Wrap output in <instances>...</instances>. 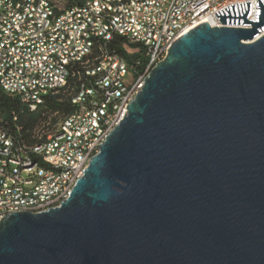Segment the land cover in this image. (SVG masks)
<instances>
[{"label": "water", "instance_id": "obj_1", "mask_svg": "<svg viewBox=\"0 0 264 264\" xmlns=\"http://www.w3.org/2000/svg\"><path fill=\"white\" fill-rule=\"evenodd\" d=\"M149 71L59 206L0 219V264H264V0Z\"/></svg>", "mask_w": 264, "mask_h": 264}, {"label": "built area", "instance_id": "obj_2", "mask_svg": "<svg viewBox=\"0 0 264 264\" xmlns=\"http://www.w3.org/2000/svg\"><path fill=\"white\" fill-rule=\"evenodd\" d=\"M4 2L0 0V35H8V42L1 43L0 85H23V102L34 110L36 106L32 104L30 85L24 84L23 74L40 69V76L38 80H33V85L41 87L44 78H52L58 83L60 63L70 66L75 59L84 58L86 49H91L90 43L85 42L86 32H82V24L76 23V17L72 16V8L93 10L94 14H98V23L93 25H100L102 9L113 7H108L106 0H93V5H79V0H71L69 8H60V0H28L19 3L20 6H27L26 14L6 20ZM242 2L250 3L246 19L255 21L256 0H136L131 24L125 25L126 34H120V37L128 36L129 43L144 49L147 58L144 69L135 74L127 62H119L117 53L104 61L101 69L103 81L107 76H114L113 89L99 90L100 82L90 83L86 93L75 100L74 117L66 115L59 124V131L50 136L39 178H22V171L10 172L3 168V163L0 164V219L10 208L41 212L59 206L67 198V191L75 184L77 176L83 175L90 157L100 145L104 131L112 130L121 113H127V102L134 98L136 88L142 86L148 69L156 65L160 54H167L173 41L202 22H210L212 27H249L246 24H222L215 14L226 6ZM48 5H57V15L48 13ZM40 15H48L47 25H37ZM110 21L111 27L115 26L118 16ZM143 21H150L156 26V36H149L146 30H142ZM67 40H77V47L67 50ZM106 41H110V36ZM65 51H77V58H65ZM49 53H56L55 70L47 68ZM108 63H116L114 72H107ZM115 89H123L122 99H112ZM103 107H110L109 117H102ZM58 134H68V142L63 146H55ZM1 139V155L9 156V161L14 164H22V170L25 161L36 160V156L27 155V145L17 144L16 152H9V143L15 141L14 138ZM64 178H71L70 188H63ZM27 191H35L32 201H37L40 196H48L50 205H37L36 210H24L22 201ZM53 192H61V199L53 200Z\"/></svg>", "mask_w": 264, "mask_h": 264}, {"label": "bare ground", "instance_id": "obj_3", "mask_svg": "<svg viewBox=\"0 0 264 264\" xmlns=\"http://www.w3.org/2000/svg\"><path fill=\"white\" fill-rule=\"evenodd\" d=\"M20 1H28V0H5L4 2V17L6 20H14V18L24 15L27 13V6H20ZM71 0H60V8H69ZM106 4L108 7H113V9H102V15H99V23L100 25H93V23H98V14H94L93 10H85L81 9V7H73L72 8V16L76 17V23L82 24V32L85 33V42L90 43V48H93V45L96 41H106L110 36V39L120 34H126V26L131 24L132 20V11L136 10V0H106ZM79 5H93V0H79ZM48 13L50 15H57V5H48ZM118 16V22L115 23V26L111 27L110 19L116 18ZM203 23V22H202ZM210 26L211 23L207 22ZM48 24V15H40L37 18V25H47ZM93 25V27H92ZM142 30H146L149 33V36L157 35V28L154 24H151L150 21H143ZM264 33V29H262L258 36ZM129 40L128 36H121ZM8 42V35H0V49L1 43ZM77 47V40H67V50H74ZM91 49H86V53H84V58L75 59L74 63H79L91 52ZM103 53V52H102ZM166 54H160V62ZM114 57V54L104 53L100 56L97 63L94 67L91 65V69L86 73L91 76H96L93 83H99V90H112L114 84V76H107V78L103 81V72L101 69L104 67V61L109 60ZM65 58H77V51H65ZM119 62H125V60L119 56ZM73 63V64H74ZM83 63V62H82ZM87 61L85 62V65ZM157 63V62H156ZM56 66V53H49L47 68L48 70H55ZM88 67V66H87ZM85 68V67H84ZM90 68V67H89ZM116 70V63H108L107 64V72H114ZM148 69L146 76L148 75ZM69 75V64L68 63H60L59 70V80L58 83L52 81V78H44L41 80V87L38 85H33V80H38V76H40V69H32L31 73L23 74V82L25 85H30V95H32V104L37 105L41 102L42 96L51 91L61 88L65 86L67 77ZM90 76V77H91ZM93 80V79H92ZM103 81V82H101ZM143 85V81H142ZM83 86V85H82ZM86 87H81L75 97L72 99V103H75L77 98H80L82 94H85L87 91ZM142 86H138L136 88L137 91L140 90ZM60 90V89H59ZM6 92L10 94H19L23 97V85H0V92ZM57 91V90H56ZM123 98V89H115L112 92V99H122ZM129 104V101L127 102ZM126 113H121V116L116 121V125L119 124V121L123 119V116ZM110 116V107L102 108V117ZM67 117H74V111L71 112ZM1 123V121H0ZM1 129V128H0ZM59 129V128H58ZM6 131V130H5ZM4 130L1 129V138H11ZM59 131V130H57ZM111 130L104 131L103 138L100 140V144L105 140V136L109 134ZM0 138V164L3 163V168L10 172H20L22 171V178H30L37 179L42 175V164L45 163V150L49 149V139L46 138L44 142H40L30 149H27V153L36 156L37 160H29L25 161L23 170L22 164H14L13 161H9V156L1 155L2 148V139ZM68 142V134H58L55 138V146H63L64 143ZM15 142L10 141L9 143V152H16L17 147H15ZM40 147H37L39 146ZM99 147H96V152H98ZM93 153V155L95 154ZM28 155V154H27ZM82 175H78L77 179ZM74 184H72L73 188ZM71 187V178L63 179V188ZM72 188L67 191V198L71 193ZM35 199V191H27V194H24V201H22V208L24 210H36L37 205H50V198L48 196H40L37 198V201H32ZM61 192H53V200H60ZM18 208H10L6 215L11 212H18Z\"/></svg>", "mask_w": 264, "mask_h": 264}, {"label": "trees", "instance_id": "obj_4", "mask_svg": "<svg viewBox=\"0 0 264 264\" xmlns=\"http://www.w3.org/2000/svg\"><path fill=\"white\" fill-rule=\"evenodd\" d=\"M104 51L110 54L117 53L135 74L144 69L147 61L142 47L115 35L110 41H96L85 59L79 63L71 64L65 86L45 94L46 96L41 98V102L35 105L34 110H31L23 102L21 95L0 92V128L6 130L5 132L14 138L15 147L17 144H23L27 145V149H30L40 142H44L46 138L59 130L61 121L74 111L75 105H73L72 99L75 94L81 87H86L84 85L89 87L90 83L94 82L96 76L90 75V77L86 72L95 66ZM86 61L87 65H85ZM27 154L32 155L29 152Z\"/></svg>", "mask_w": 264, "mask_h": 264}]
</instances>
